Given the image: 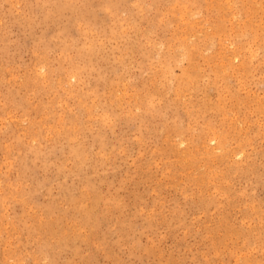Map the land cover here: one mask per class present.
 <instances>
[{
    "label": "rangeland",
    "instance_id": "374dc122",
    "mask_svg": "<svg viewBox=\"0 0 264 264\" xmlns=\"http://www.w3.org/2000/svg\"><path fill=\"white\" fill-rule=\"evenodd\" d=\"M0 264H264V0H0Z\"/></svg>",
    "mask_w": 264,
    "mask_h": 264
},
{
    "label": "bare ground",
    "instance_id": "6f19581e",
    "mask_svg": "<svg viewBox=\"0 0 264 264\" xmlns=\"http://www.w3.org/2000/svg\"><path fill=\"white\" fill-rule=\"evenodd\" d=\"M254 12V11H253ZM13 145V144H12Z\"/></svg>",
    "mask_w": 264,
    "mask_h": 264
}]
</instances>
